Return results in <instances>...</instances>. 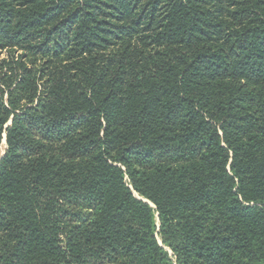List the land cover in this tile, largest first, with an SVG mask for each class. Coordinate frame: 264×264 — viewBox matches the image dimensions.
<instances>
[{
    "label": "trees",
    "instance_id": "1",
    "mask_svg": "<svg viewBox=\"0 0 264 264\" xmlns=\"http://www.w3.org/2000/svg\"><path fill=\"white\" fill-rule=\"evenodd\" d=\"M0 264H264V0H0Z\"/></svg>",
    "mask_w": 264,
    "mask_h": 264
},
{
    "label": "rangeland",
    "instance_id": "2",
    "mask_svg": "<svg viewBox=\"0 0 264 264\" xmlns=\"http://www.w3.org/2000/svg\"><path fill=\"white\" fill-rule=\"evenodd\" d=\"M6 148L5 134L3 135V139L0 144V157L4 154Z\"/></svg>",
    "mask_w": 264,
    "mask_h": 264
}]
</instances>
